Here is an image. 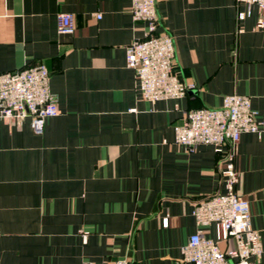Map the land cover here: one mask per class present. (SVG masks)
<instances>
[{
	"label": "crops",
	"instance_id": "1",
	"mask_svg": "<svg viewBox=\"0 0 264 264\" xmlns=\"http://www.w3.org/2000/svg\"><path fill=\"white\" fill-rule=\"evenodd\" d=\"M131 2L0 0V73L45 63L60 111L42 134L30 117H0V264H192L182 247L197 230L194 204L225 191L224 163L212 145L175 143L174 125L231 93L250 96L264 121L256 4L157 0L175 70L196 88L150 102L126 65L147 29ZM60 13L73 14V34L58 32ZM235 165L264 248V136L243 133Z\"/></svg>",
	"mask_w": 264,
	"mask_h": 264
},
{
	"label": "built area",
	"instance_id": "2",
	"mask_svg": "<svg viewBox=\"0 0 264 264\" xmlns=\"http://www.w3.org/2000/svg\"><path fill=\"white\" fill-rule=\"evenodd\" d=\"M256 4L259 28L264 27V0H238ZM134 20L144 21L147 29L126 48V65L135 72L141 96L150 102L180 100L196 88L182 80L175 70L176 44L172 34L159 32L157 0H132ZM98 17H100L98 15ZM72 13L58 15V32L73 34ZM60 113L57 98L50 90V71L45 63L0 73V117L22 121L31 118L37 134L44 132L46 119ZM174 125V141L195 150L212 145L224 163L225 191L194 204L197 230L182 247V261L192 264H257L264 258L261 233L253 227L250 202L237 192L239 171L235 165L238 142L243 133L264 136V121L253 108L251 97L226 94L218 107L184 109ZM167 217L164 223L167 224ZM214 226L216 239L205 228ZM104 264H134L128 258Z\"/></svg>",
	"mask_w": 264,
	"mask_h": 264
},
{
	"label": "water",
	"instance_id": "3",
	"mask_svg": "<svg viewBox=\"0 0 264 264\" xmlns=\"http://www.w3.org/2000/svg\"><path fill=\"white\" fill-rule=\"evenodd\" d=\"M161 29H162V28H161ZM158 31L161 32L162 30L160 31V29H159ZM190 92H193V91H190Z\"/></svg>",
	"mask_w": 264,
	"mask_h": 264
}]
</instances>
